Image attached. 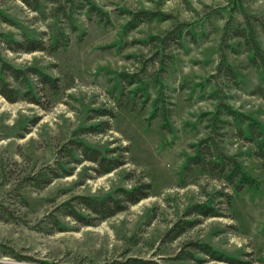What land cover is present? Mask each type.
I'll return each instance as SVG.
<instances>
[{
	"label": "rangeland",
	"instance_id": "1",
	"mask_svg": "<svg viewBox=\"0 0 264 264\" xmlns=\"http://www.w3.org/2000/svg\"><path fill=\"white\" fill-rule=\"evenodd\" d=\"M73 1L81 7L74 12L75 29L64 17L55 18L47 1L35 12L20 0H0V12L11 22L0 21V34L15 40L28 35L46 47L57 32L66 39L55 52L15 53L0 44L7 63L39 68L60 84L58 94L45 89L40 106L22 100L11 104L0 96V264H107L127 258L225 264L196 253L190 246L194 243L207 244L237 264H264V159L254 143L238 137L236 122L222 116L227 124L219 133L225 134L227 154L257 181L256 187L233 193L222 180L197 168L183 171L192 146L206 137L210 113L219 101L264 129V100L257 93L264 90V0H93L108 14V24L88 13L83 0ZM122 10L160 12L167 20L125 32L128 18ZM245 15L258 21L252 27L263 61L252 63L241 40H223L227 24L241 28ZM182 25L179 44L171 42L159 51L148 41ZM222 55L232 68L230 76L218 69ZM121 74H137L139 83L128 85ZM139 86L147 98L133 93ZM158 97L159 110L163 105L169 110L170 130L161 127V111L150 117ZM93 110L113 117H97ZM100 122L110 130L81 133ZM71 141L119 158L123 165L97 175L93 163H70L65 164L69 176L42 188L30 181L57 160H67L61 159L62 150ZM143 184L150 186L146 199L95 226L63 217L59 221L64 231L54 232L49 223L57 206L75 196L102 197ZM217 192L231 196L227 204L224 198L215 199L219 217L188 215L190 207L206 203ZM193 219L197 225L163 242L172 226ZM182 253H193L195 259H178ZM13 254L31 260H17Z\"/></svg>",
	"mask_w": 264,
	"mask_h": 264
},
{
	"label": "trees",
	"instance_id": "2",
	"mask_svg": "<svg viewBox=\"0 0 264 264\" xmlns=\"http://www.w3.org/2000/svg\"><path fill=\"white\" fill-rule=\"evenodd\" d=\"M25 6L32 11H40L43 7V2L47 1L51 5V11L55 18L64 17L67 23L75 29L74 25V12L80 10L76 8L73 0H20ZM87 6V12L93 14L105 24L109 23L108 14L98 8L93 0H83ZM83 7V6H82ZM124 12V13H123ZM122 15H126L128 20L124 26L125 32L135 30L139 25L143 23H149L153 20L165 21L167 16L160 12L153 11H136L129 12L122 10ZM0 21L4 23L9 22L8 18L0 12ZM254 21H251L249 16L245 15L243 27H231L227 24L223 33V40L239 39L245 46L246 52L251 53L250 61L255 63L257 61H263V54L261 47L257 41L255 31L253 29ZM263 25V24H262ZM182 26H176L167 31L162 37H151L149 42L158 47L159 51L164 49L167 44L181 43L184 38ZM264 31V26H263ZM66 39L62 33L57 32L53 38H51L48 47L44 45L39 39L29 37L28 35L21 36V40H15L9 35L0 34V44L6 49L15 53H32V52H55L59 47L65 45ZM242 45V46H243ZM240 46V44L238 45ZM161 48V49H160ZM157 52V51H156ZM222 61L218 69L225 74V76L232 75V68L226 63L225 55H222ZM162 69V67H161ZM120 78L127 81L128 85H134L139 83L136 75L121 74ZM156 83L161 84L160 78L156 77ZM36 88H38L36 90ZM22 90L21 92L19 90ZM45 89L52 95L58 94L60 90L59 80L48 74L43 70L30 67L26 69L16 68L7 63L0 54V96L8 103H16L18 101H26L36 106L42 105L41 100L46 97L44 93ZM39 90V92H38ZM37 91V92H36ZM140 91L143 94V87H137L133 93ZM41 94L39 95L38 93ZM44 93V94H43ZM212 95L216 97L218 93ZM257 93L264 100V90H257ZM144 95V94H143ZM162 93L160 92V96ZM147 98V96H143ZM158 97L153 103V109L150 114L151 119L158 116V112L161 111L159 117L162 119L163 130H170L168 126L169 110L164 105L159 110ZM218 99V98H217ZM146 100V99H144ZM163 100V99H162ZM218 101V100H216ZM97 117H110L113 115L111 112H104L99 110H93ZM222 116L231 118L236 122V133L238 137L245 139L251 143H254L258 155L261 159H264V129L254 119L248 118L236 111H233L226 104L220 103L216 106L215 110L210 113L208 120L207 130L208 133L205 138L192 146L193 154L187 156L183 171L191 172L194 168H197L201 173L207 174L217 180H222L225 185L231 188L233 193H238L246 187H256L257 181L249 176L242 169L234 156L227 154L222 138L225 134H220L219 130L226 126V122L222 120ZM202 116L199 117L201 120ZM245 123V127L242 124ZM110 130V127L105 122L98 124H92L88 127L82 128L80 131L82 134H102ZM70 148L62 150L63 156L61 159H67L64 162L56 161V166L47 167L43 173L38 177H33L30 181L35 182L36 186L42 188L48 185L53 179L62 178L63 176H69V171L66 170L65 164H79L82 161H88L95 165L93 169L97 175L108 174L115 169L121 167L123 162L119 158H108L104 156L100 151L90 147L81 141H71ZM75 152H77V158H75ZM150 186L148 184L139 185L131 190L120 188L114 192L106 194L102 197L96 196H75L61 205L57 206L54 211L57 215L49 216V223L54 227V232H63L62 224L59 219L68 217L76 224L85 227H92L107 220L116 214L123 212L128 206L135 205L141 200L148 197ZM216 198H224L225 204L230 203L231 196L222 192H217L213 197H209L206 203L195 204L188 210V215H196L200 218H215L219 217V209L215 206ZM0 216V220H1ZM197 220H182L178 222L172 228H170L163 237V242H172L178 239L185 231L191 229L197 225ZM192 250L196 253L207 256L209 261L222 262L225 264H237L238 262L231 257H227L224 254L216 251L207 244H190ZM17 260H31L30 258H21L13 254ZM180 260H194V254H180ZM107 264H158L155 261L143 260L137 258H127L123 261H113Z\"/></svg>",
	"mask_w": 264,
	"mask_h": 264
}]
</instances>
